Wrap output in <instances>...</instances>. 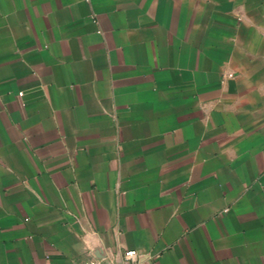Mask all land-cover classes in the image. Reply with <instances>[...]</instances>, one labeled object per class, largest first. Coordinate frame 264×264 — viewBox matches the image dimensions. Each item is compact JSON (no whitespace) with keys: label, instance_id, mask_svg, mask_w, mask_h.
Segmentation results:
<instances>
[{"label":"crops","instance_id":"1","mask_svg":"<svg viewBox=\"0 0 264 264\" xmlns=\"http://www.w3.org/2000/svg\"><path fill=\"white\" fill-rule=\"evenodd\" d=\"M264 264V0H0V264Z\"/></svg>","mask_w":264,"mask_h":264},{"label":"built area","instance_id":"2","mask_svg":"<svg viewBox=\"0 0 264 264\" xmlns=\"http://www.w3.org/2000/svg\"><path fill=\"white\" fill-rule=\"evenodd\" d=\"M123 259L131 264H145L139 254L134 250L126 251L123 255Z\"/></svg>","mask_w":264,"mask_h":264}]
</instances>
